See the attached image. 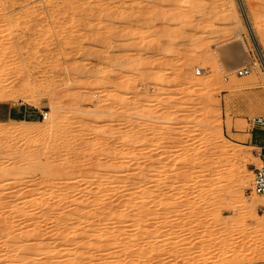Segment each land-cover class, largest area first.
I'll use <instances>...</instances> for the list:
<instances>
[{"label": "rangeland", "instance_id": "374dc122", "mask_svg": "<svg viewBox=\"0 0 264 264\" xmlns=\"http://www.w3.org/2000/svg\"><path fill=\"white\" fill-rule=\"evenodd\" d=\"M234 1L231 13L230 0H0V87L18 95L0 101V122L14 130L0 133L9 148L0 171L28 169L16 182L0 178L3 209L36 196L65 214L129 201V252L94 240L86 251L79 236L81 246L68 245L93 254L84 264L264 263V199L248 191L264 146V130L248 123L264 115V27L254 25L264 0ZM111 189L126 191L109 199ZM106 221L96 226L115 227Z\"/></svg>", "mask_w": 264, "mask_h": 264}, {"label": "bare ground", "instance_id": "6f19581e", "mask_svg": "<svg viewBox=\"0 0 264 264\" xmlns=\"http://www.w3.org/2000/svg\"><path fill=\"white\" fill-rule=\"evenodd\" d=\"M240 4V3H239ZM241 7V5H240ZM243 7V6H242ZM236 4H235V1L234 0H230V3H229V9H230V12L233 13V12H236ZM244 9V8H243ZM242 9V11H244ZM243 13V12H242ZM245 14V13H244ZM263 18V17H262ZM246 19V18H245ZM247 20V19H246ZM262 20V19H261ZM261 20H258L256 21V23L254 24L255 25V28L257 29H260V27H264V22H262ZM236 23L238 25H240V19L239 18H236ZM250 29H252V27H250ZM253 30V29H252ZM251 30V31H252ZM251 34V33H250ZM253 35V34H252ZM149 36V35H147ZM151 37V36H150ZM153 38V36H152ZM254 38V37H253ZM154 39V38H153ZM145 40V39H144ZM156 40V39H155ZM146 41V40H145ZM256 43V42H255ZM153 43H151L152 45ZM257 45V44H256ZM236 50L232 49L231 50V56L229 58H231V61L233 60V62H236L238 63V61H236V59L238 58L237 57V53L235 52ZM259 54V53H258ZM240 57V56H239ZM241 58V57H240ZM238 58V59H240ZM237 59V60H238ZM260 61H261V64L264 66V56L263 54L260 53ZM230 60V59H229ZM8 86L11 85L10 83H6ZM29 85V84H28ZM27 84H25L26 88H28ZM6 85H3L1 87H4ZM12 86V85H11ZM0 87V101L2 100H7L5 99L6 97V90L8 91L7 93H10V89L13 88V86L11 88H9V90L6 88V90L2 89ZM10 87V86H9ZM24 87V85H23ZM5 88V87H4ZM14 89V88H13ZM18 89V88H16ZM25 89V88H24ZM23 89V90H24ZM30 89V87H29ZM4 90V91H2ZM21 89H19L20 91ZM26 90V89H25ZM24 90V91H25ZM18 91V90H17ZM14 93L16 91H13ZM27 92V91H26ZM17 93V92H16ZM21 94H23L24 92L21 90L20 92ZM10 96L12 94H9ZM8 95V96H9ZM8 96L6 98H8ZM14 96V95H13ZM12 96V97H13ZM25 96V95H24ZM27 96V95H26ZM12 97L10 99V97L8 99L12 100ZM14 97H17L18 98V95L17 96H14ZM13 97V98H14ZM16 98V99H17ZM22 98V96H21ZM28 100V99H27ZM51 100V99H50ZM8 101V100H7ZM52 101V100H51ZM50 101V102H51ZM82 101V100H81ZM54 102H52L53 104ZM82 104V103H81ZM55 108V107H54ZM84 108V107H83ZM56 115V114H55ZM86 117V115H85ZM59 115L58 116H54L52 117V120L50 122L49 125H45L44 128L45 130L47 129L48 131H55L57 128H58V124H59ZM61 122V121H60ZM44 125V124H43ZM43 128V126H42ZM7 129H10V128H7L5 127L3 124H1L0 122V133L2 132H5L8 130ZM11 129L13 130V128L11 127ZM10 129V130H11ZM17 129L19 130L20 128L17 127ZM22 129V128H21ZM17 131V130H16ZM23 131H24V128H23ZM23 131H20V132H23ZM26 131V130H25ZM31 131V130H30ZM34 131V130H33ZM14 132V130H13ZM10 131V133H13ZM32 132V131H31ZM9 133V132H8ZM9 133V134H10ZM17 133L16 136H19L18 133L19 132H15ZM26 133V132H25ZM28 133V132H27ZM26 133V135H27ZM7 134V133H6ZM2 136L4 135V133L1 135L0 134V137L3 138V137H7V136ZM22 134V133H21ZM36 134V133H35ZM34 134V135H35ZM15 135V134H14ZM23 135L24 132H23ZM11 136V134H10ZM13 136V134H12ZM20 137V136H19ZM23 137V136H22ZM15 138V137H14ZM17 138V137H16ZM9 139V137H8ZM11 140L13 139L12 137L10 138ZM16 140V139H14ZM9 149V148H8ZM6 150L4 148H2L0 146V152H2L1 154L4 155V151L6 150L9 151V150ZM68 149V148H67ZM71 149V148H70ZM3 150V151H2ZM14 150V148H13ZM74 151V149H72ZM15 151V150H14ZM4 152V153H3ZM20 152V151H19ZM17 153V152H16ZM15 153V154H16ZM7 155V154H6ZM9 155V154H8ZM32 156V155H31ZM34 157V156H33ZM33 157H30L29 161H32L33 160ZM27 157H25L26 159ZM35 160V159H34ZM11 166V165H10ZM101 166V165H100ZM106 166V165H105ZM110 166H113L110 164ZM52 168V169H51ZM42 169V172H44L46 175V177H49L51 174V171L53 172L54 171V168L53 167H50V165H45V166H41ZM57 169V168H56ZM63 169V168H62ZM108 169H111V167H109ZM28 169H22V168H19L16 167L15 165H12L11 167H7V168H4L0 171V178H4V177H9L10 175L13 176L11 180H16L17 179H20V175L22 174H25V172L27 171ZM66 170V169H65ZM97 171V170H95ZM110 171V170H108ZM91 172V171H90ZM123 174V173H122ZM144 175V174H143ZM124 176V175H123ZM129 176V175H127ZM45 178V176H43ZM242 177V176H241ZM249 177V176H248ZM124 178V177H123ZM143 178V177H142ZM245 178V177H243ZM241 178L240 179V185H243V183L245 184L244 182V179ZM47 179H50L51 178H46L45 182H47V186L49 185L48 183L52 182L47 180ZM126 179V178H125ZM144 179V178H143ZM10 180V181H11ZM249 180V179H248ZM246 181V180H245ZM44 182V181H43ZM248 182V181H246ZM10 183V182H9ZM12 183H14L12 181ZM127 187V185H126ZM127 189V188H126ZM122 190V189H121ZM120 190V191H121ZM126 190H122V193L125 192ZM129 191V190H128ZM102 193V192H101ZM100 193V195H98L99 197L102 196V194ZM113 193V195H116V193H119V194H122L120 192H118L117 189H111L109 191V193L106 195L107 197H112L111 194ZM124 194V193H123ZM104 195V196H105ZM129 195V194H128ZM253 195V194H252ZM255 196V195H253ZM119 197H125V196H119ZM128 197V196H127ZM257 197V196H256ZM97 198V197H96ZM95 198V199H96ZM116 198H118L116 196ZM98 199V198H97ZM108 199V198H107ZM108 199V200H109ZM127 199V198H126ZM254 199V198H253ZM263 199V198H262ZM121 200V199H120ZM128 200V199H127ZM126 200V201H127ZM255 200V199H254ZM106 202H108L107 200H105ZM124 201V200H123ZM46 202V201H45ZM44 200L40 199V196H36L32 201L28 202L27 203H24L22 206L21 209H18L15 206H13L10 210H5L3 209V204L0 202V264H84L83 261L86 260L87 258V253L86 252L87 250L89 251L90 248H92L93 245H95L96 243H99V244H104V245H109L110 244V248L113 245H124L128 242V241H124V240H127L128 237H130L129 235H124V236H127V237H124L122 238L121 237V234L124 232L123 230H125L126 228V231L128 230L127 229V222L131 221L130 219L128 220V214L126 212H123L124 210H126L128 207V202H121L123 205H121L120 207L118 206H114L111 205V203H107L102 202L103 206L99 207L101 208L100 210H91V208L89 210L91 211H94V212H86L84 213L83 211L85 210V207L86 205L82 206L81 208H79L80 206L76 205L75 207H77V209L74 208V210H70L71 212L68 213V214H65L66 211L62 212L63 209H61L62 207L60 206L59 208V205H57L56 203L55 204H49V203H45ZM63 202V201H62ZM94 202V201H93ZM97 200H95V204H96ZM120 202V201H119ZM254 203V202H253ZM2 204V205H1ZM86 204V203H85ZM92 204V203H91ZM106 204V205H105ZM116 204V203H114ZM63 205V204H62ZM81 205V203H80ZM83 205V204H82ZM97 205V204H96ZM144 205V204H143ZM5 206V205H4ZM64 206V205H63ZM98 206V205H97ZM142 206V205H141ZM140 206V207H141ZM146 206V205H145ZM74 207V206H73ZM92 207V206H91ZM104 207V208H103ZM8 208V207H7ZM88 208V207H86ZM84 209V210H83ZM140 209V208H139ZM143 209V207H142ZM5 210V211H4ZM88 210V209H87ZM141 210V209H140ZM138 210V214L140 215L139 212L143 213V211L145 212V210L143 209V211L141 210ZM15 211H18L17 214H14L13 215V212ZM128 212V209L126 210ZM59 212H62L63 214L65 215H62V213H59ZM130 213V212H129ZM144 214V213H143ZM137 215V214H136ZM135 215V216H136ZM138 216V215H137ZM141 216V215H140ZM16 218V219H15ZM95 218L96 220L94 221ZM136 218V217H135ZM15 219V220H14ZM19 220H26V225L23 227H21V222H19ZM110 221L112 223V225L115 223V227H111L110 224L106 225V223L104 224L103 227H106V229H102V228H99L98 226L100 225V223H102V221ZM139 220V219H138ZM106 221V222H107ZM137 221V220H136ZM24 222V221H23ZM98 226H96V224H98ZM28 223V224H27ZM40 223H44L46 226L49 225L48 227H51L50 229H52V232L53 234L56 232L57 234H55V238L57 239V241L59 242L61 240H66L67 241V244L66 246H64V241L62 244H63V248L60 247L62 246L61 245V242H59V249L57 251H55V247H53L51 245V243L53 244L54 241H51V243L47 240L49 234L47 237H45V234L46 232L48 231V227L42 229L41 226L39 225ZM24 224V223H23ZM103 224V223H102ZM140 224V223H139ZM131 225V224H130ZM136 225V224H133V226ZM161 225V224H160ZM157 226V225H156ZM129 227V226H128ZM135 227V226H134ZM142 227V226H141ZM132 228V227H131ZM130 228V230H131ZM140 228V226H139ZM49 229V230H50ZM143 229V228H142ZM138 230V229H137ZM140 230V229H139ZM137 231L138 234H141L140 232H142L143 230L141 231ZM156 230V229H155ZM154 230V231H155ZM51 231V230H50ZM92 231V232H91ZM123 231V232H122ZM145 232V230L143 231V233ZM51 233V234H52ZM133 233V232H132ZM150 233V232H149ZM52 234V235H53ZM136 234V232L134 233ZM136 234V235H138ZM160 234V233H159ZM52 235H50L49 237L51 238L50 240H53L55 238L52 237ZM123 235V234H122ZM132 235V234H131ZM79 236L81 238H79ZM143 235L141 234V237ZM153 236V234H152ZM121 237V238H120ZM134 237V236H133ZM133 237L131 239H133ZM140 237V235H139ZM138 236L135 237V238H139ZM140 237V239H141ZM155 237V236H154ZM59 238V239H58ZM77 238L79 239H83L80 240L81 241V244L83 247V249H85L86 253L82 252L84 251L82 249V251H80L81 253L78 254L77 251H79L80 248H78V250L76 251V249H74V246L75 245H78V246H81V244H78L80 241L79 240H76ZM134 238V239H135ZM151 238V237H150ZM131 239H128V240H131ZM143 239V238H142ZM155 239V238H154ZM93 240L95 242V244H91L90 243L92 242L93 243ZM137 240V239H136ZM135 240V241H136ZM146 240V239H144ZM144 240H142L143 242H145ZM48 241V242H47ZM69 241H74L75 245H73L72 248L69 247L70 243H73V242H70L68 243ZM76 241H79L78 243ZM125 243H124V242ZM132 241V240H131ZM138 241V240H137ZM83 242V243H82ZM141 242V241H140ZM138 242V243H140ZM142 242V243H143ZM57 243V242H56ZM73 243V244H74ZM107 243V244H106ZM130 243V242H129ZM132 243V242H131ZM146 243V242H145ZM69 244V245H68ZM54 245V244H53ZM58 245V243H57ZM90 245V248L88 249ZM97 245L98 247L100 246L101 248V251L104 249H102V246L105 247L104 245ZM107 245V246H108ZM114 246V247H117V246ZM138 245V244H137ZM55 246V245H54ZM77 246V247H78ZM159 246V245H158ZM96 247V246H94ZM107 247V248H109ZM113 247V248H114ZM119 247V246H118ZM128 247V245H127ZM127 247H122L124 251L126 248V251L128 250ZM62 248V249H61ZM97 248V247H96ZM95 248V249H96ZM105 247V249H107ZM118 249V248H117ZM92 249H90V252H93V250L91 251ZM120 250V249H118ZM118 250H115L117 251L118 253L113 254L111 252H109L110 256H112L114 259L115 257H117L116 255L119 254L120 252L122 251H118ZM98 251V250H97ZM125 251V252H126ZM94 252H96V250H94ZM114 252V251H113ZM124 252V254H125ZM129 251H127L128 253ZM92 254V253H90ZM97 254V253H96ZM121 254V253H120ZM119 254V255H120ZM105 255V254H104ZM118 255V257H119ZM122 255V254H121ZM90 256V255H88ZM96 256H99L98 254ZM94 256L93 254L89 257L90 259H87V260H91L93 259ZM111 257V258H112ZM62 258H65V260H59V259H62ZM97 259L99 257H96ZM95 258V259H96ZM42 260V261H41ZM94 260V259H93ZM98 261V260H97ZM103 264H109V262L107 263H103Z\"/></svg>", "mask_w": 264, "mask_h": 264}, {"label": "built area", "instance_id": "2783aa9c", "mask_svg": "<svg viewBox=\"0 0 264 264\" xmlns=\"http://www.w3.org/2000/svg\"><path fill=\"white\" fill-rule=\"evenodd\" d=\"M253 65H244L241 68L236 69L235 74L237 76H245L251 73L256 65V62L252 63ZM195 74L200 75L202 69L200 67L195 68ZM226 76V75H225ZM42 118L45 120L48 118V112L41 113ZM248 123L251 125L252 129L264 130V115H257L248 119ZM257 158L259 160L258 164H253L252 168V177L248 191L250 194H253L259 198L264 199V146H261L257 152ZM251 264H264L263 262H254Z\"/></svg>", "mask_w": 264, "mask_h": 264}]
</instances>
